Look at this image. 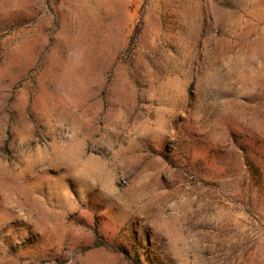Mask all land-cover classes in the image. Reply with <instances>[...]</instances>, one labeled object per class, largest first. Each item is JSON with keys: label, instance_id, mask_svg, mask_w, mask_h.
Listing matches in <instances>:
<instances>
[{"label": "rangeland", "instance_id": "obj_1", "mask_svg": "<svg viewBox=\"0 0 264 264\" xmlns=\"http://www.w3.org/2000/svg\"><path fill=\"white\" fill-rule=\"evenodd\" d=\"M0 264H264V0H0Z\"/></svg>", "mask_w": 264, "mask_h": 264}]
</instances>
